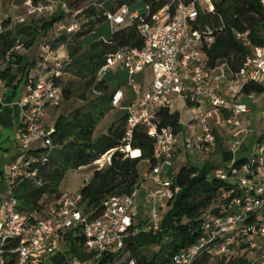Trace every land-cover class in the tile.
Here are the masks:
<instances>
[{
	"label": "built area",
	"instance_id": "obj_1",
	"mask_svg": "<svg viewBox=\"0 0 264 264\" xmlns=\"http://www.w3.org/2000/svg\"><path fill=\"white\" fill-rule=\"evenodd\" d=\"M119 2L123 4L116 8ZM139 2H143L144 7L132 10ZM218 2L219 0H25L26 13L14 19L9 18L8 27L0 19V33L14 28L16 23L25 24L54 15H63L53 26L70 37L79 32L94 33L95 28L103 22H109L114 32L128 25L136 26L144 41L143 46L106 54V62L98 73V79L102 80L119 68L129 75L128 85L135 90L136 99L127 110L126 139L132 138L133 131L138 126L145 127L155 139V163L144 179L155 184V188L148 193L147 202L156 204L158 200L170 201L175 198L171 172L179 145V133L172 127L158 128L157 112L161 108H171L178 99L194 100L196 105L204 99L213 111L230 112L227 120L229 125L239 128L240 117L249 113L250 107L237 102L236 98L243 92L247 82L264 79L263 45L253 49L240 71L226 83L227 97L207 91L212 72L221 69V66L218 65L214 70L205 68L200 47L204 40H213L214 30L210 26L202 28L201 15L215 13ZM261 2L264 6V0ZM245 36L246 34L237 35L238 38ZM99 41L110 43V39L105 37H101ZM21 48V45H17L13 51ZM64 50L66 59L59 61L56 58L48 77L31 79L20 102L25 110L20 137L22 153L19 160L11 165L10 196L3 203L0 264H43L48 256L60 251V232H74L77 229L85 237L84 246L95 252V256L89 262L70 257L65 264H94L103 255L122 252L126 246V238L135 226L137 213L134 211V204L142 181L132 194L109 198L105 202L103 213L94 220L89 218L84 206L80 204L79 190L72 194L65 193L48 204L44 216L36 221L20 210V201L13 195V186L21 180L32 179L39 186L44 183L39 175L38 164L46 161L54 148L50 133L44 126V117L48 107H57L64 100L63 88L57 83V79L64 75V68L71 63L67 45H64ZM47 61L49 59L45 57L43 62ZM147 67L152 69V82L147 90L142 91L131 78ZM221 77L218 75L215 80L218 81ZM123 97L122 89H117L112 96V106L118 107ZM213 111L196 112L194 118V123L203 125V131L189 144L200 151L214 149L218 145L217 132L206 124ZM129 147L122 150L129 152ZM138 151L140 156L141 151ZM130 154L131 157H138L132 156V152ZM107 161L108 164L111 162V156ZM254 164L257 165L256 171L262 175L254 174ZM104 167L105 165L102 166ZM263 169L264 142L257 144L250 162L240 166L231 164L228 170H215L217 177L246 189L247 197H234L228 205L222 206L226 213L208 220L204 226V234L197 244L177 254L172 264H194L202 255L225 253L237 241L251 243L264 238ZM252 214H256L257 219L250 220ZM160 223L159 213L153 212L147 223V231H159ZM113 264L121 262L115 259ZM127 264L137 262L132 259Z\"/></svg>",
	"mask_w": 264,
	"mask_h": 264
},
{
	"label": "trees",
	"instance_id": "obj_2",
	"mask_svg": "<svg viewBox=\"0 0 264 264\" xmlns=\"http://www.w3.org/2000/svg\"><path fill=\"white\" fill-rule=\"evenodd\" d=\"M122 4L123 2H119L116 8ZM62 17L63 15H54L50 21H44L42 24L33 20L20 30L11 28L0 33V63L7 62L0 73V79L13 85L29 65L23 64V56L13 50L17 45L30 49L40 34L48 32ZM9 23V18L4 20L5 27H8ZM201 25L202 28L210 26L214 30L213 40H204L200 47L207 70H214L224 61L233 76H236L253 49L264 45V6L261 0H219L215 13L201 15ZM87 33L79 32L73 37L63 35L55 46L56 49L60 45L68 46L71 63L64 68V74L69 73L77 77L66 82L63 81V76L57 79V83L63 88L64 100L73 99L77 95V88L81 87L79 96L84 104L70 114H58L54 127L49 132L53 140V151L46 161L38 164L43 185L39 186L34 180L25 179L13 186V195L20 201V210L34 221L44 216L47 206L45 200L52 197L57 199L63 195L60 185L71 170L91 166L112 152L111 162L104 168H96L90 180L79 189L80 204L84 206L89 218L94 220L103 213L105 202L109 198L130 195L137 188L142 179L139 172L142 162L147 161L151 166L155 163V139L145 127H136L132 138L126 139L127 114L110 125L107 133L98 141H94L98 125L113 107L114 92L128 84L129 80L127 71L122 68L109 73L102 80L98 79V73L106 62L105 55L124 48H141L144 44L142 37L135 25H128L115 31L110 43L92 42L88 52L82 53ZM238 34L246 36L238 38ZM80 36H83L81 41ZM14 66L17 71L12 74ZM243 93L264 94V84L259 80L249 81L244 85ZM187 103L190 107L196 105L194 100H187ZM180 122V113L173 112L170 107L161 108L157 112L156 124L159 129L172 127L179 133ZM262 142L264 133L257 139L258 144ZM127 146L140 150L141 155L131 157L129 152L122 150ZM251 156H241L233 164L240 166L248 163ZM230 166L220 168L228 170ZM256 168L257 165L254 164V174L262 175ZM215 170L207 172L192 165H185L178 170L174 179L172 178L175 198L169 201L171 208L165 214L161 231L163 236L158 234L162 248L154 256L145 253L138 241L131 239L122 252L117 255H103L94 264H113L115 259L121 264H127L132 259L137 264H172L177 254L197 244L204 234V226L208 220L226 213L222 206L228 205L234 197H247L246 189L240 188L237 183L217 177ZM255 219L256 214H252L250 220ZM133 229L134 227L132 231ZM75 233L76 245L84 247L85 237L81 230L77 229ZM158 235L152 234L155 237ZM249 245L250 242L237 241L225 253L202 255L194 264H263L262 261L250 257L253 249Z\"/></svg>",
	"mask_w": 264,
	"mask_h": 264
},
{
	"label": "crops",
	"instance_id": "obj_3",
	"mask_svg": "<svg viewBox=\"0 0 264 264\" xmlns=\"http://www.w3.org/2000/svg\"><path fill=\"white\" fill-rule=\"evenodd\" d=\"M15 1L16 0H3V7L0 8V19L1 16L6 17V19L10 17L11 19H14L18 16H21L20 14H17V10L19 9V7L15 3ZM24 2L25 0H23L22 9L24 10V13L22 15H24L27 10L24 5ZM9 6L14 10V15L10 13V11H8ZM3 10H5L6 15H2L4 14V12L2 13ZM29 23L30 22H27V24ZM16 26H14L13 29H16ZM16 53H19L23 56V64L29 65L25 70L24 74H20L13 85L8 84L7 80L0 79V223L3 218V203L10 196L9 179L11 174V165L13 162L19 160L22 153L20 148V137L21 128L23 127L25 121V110L21 107L20 102L26 94L27 85L29 84L30 80L33 78H35V80H38L39 78L48 77V75H50L49 68L54 64L53 61L47 62L46 65L45 63H42V57L45 54V52L43 51L36 52L33 58H31L25 53L24 48L17 50ZM6 65L7 62L0 63V73L3 71ZM218 65L221 66V69H217L212 72L211 80L209 86L207 87V91L217 92L220 95L227 97L225 86L226 83L233 78V73L224 61L220 62ZM16 71L17 67L14 66L12 74L16 73ZM218 75H221L222 77L220 78V80L216 81L215 77ZM20 78H22L21 81H18L20 80ZM261 82L264 84V79H262ZM19 87H21V91L20 95H17ZM180 101H183L182 106H185L184 108L186 109V112L189 115L188 118H185L179 112V109L176 111L180 113L182 124L181 131L179 132V145L174 155L173 168L171 172L173 175V179L181 167L185 165H191V155L189 154V151L195 150L194 154L192 155L195 165L192 166L197 167L201 171L207 172L211 170L214 171L215 169L220 167L231 165L239 157L251 156L255 152V149L258 144L257 139L264 133V131L260 132L257 135L253 129H249V120L250 122L253 121L256 126H259L258 123L259 120H261L260 127L264 130V94L246 95L242 92L238 95L236 101L245 103L250 107V112L247 114H243L240 117L241 127L239 128H235L229 125L227 120L230 116V112H228L227 110L213 111L211 105L204 99L200 100L195 107H190L187 101L184 99L175 100L174 103ZM199 111H213L212 117L207 120L206 124L211 126L217 132L218 135L217 147L202 152H197L200 150L192 147L189 144L191 141L196 139L197 136L202 134L203 131V125L194 123L196 112ZM53 115L54 111L50 110L46 112L44 117V126L46 129V120H48V118L50 117H53ZM189 124H192L191 127H189ZM250 136L254 137L255 139V141L252 143V146L246 144ZM191 148L194 150H191ZM128 151L130 154L131 151L129 149ZM111 155L112 152L107 154L106 156ZM144 162L148 163L147 161ZM149 166L151 168L150 164ZM147 173L143 175V178ZM92 174L93 172L91 173L89 179L85 180L84 183L90 180ZM84 183L81 185V187L84 185ZM81 187H79L74 192L78 191ZM141 188V190L139 189L134 204V211L137 213V216L135 218V226L133 231L127 236V241L133 237L132 233H134V230L137 227L136 220L137 217L140 215V210H143L142 221L145 220V224L148 223L153 212L156 211L159 213L161 217L160 230L157 232H151V234L153 235H158L163 230L165 214L167 213L166 211L169 209L170 206L169 201L158 200L156 204H150L147 202V196L149 191L155 188L154 182L150 180H144L142 182ZM74 233L75 231L60 232V251L52 256H48L45 260V263L43 264H65L67 259L70 257H77L82 262H89L90 260H92L95 256V252L87 249L85 246L81 248L78 247L75 243L76 233Z\"/></svg>",
	"mask_w": 264,
	"mask_h": 264
},
{
	"label": "rangeland",
	"instance_id": "obj_4",
	"mask_svg": "<svg viewBox=\"0 0 264 264\" xmlns=\"http://www.w3.org/2000/svg\"><path fill=\"white\" fill-rule=\"evenodd\" d=\"M10 3V2H9ZM15 3L18 5L19 9L17 10V14L22 15L24 13L23 8V0H16ZM3 7V0H0V8ZM144 7L143 2H139L136 6L132 7V10H139ZM10 13H14V10L8 7ZM2 15H6L5 10L2 11ZM14 15V14H13ZM11 18V17H10ZM6 17L1 16V20H5ZM44 21H50V18H43L39 20H35L34 22L42 24ZM17 25V26H16ZM27 25L25 24H15V30H20L21 27ZM114 33L112 26L109 22H103V24L99 25L97 28H95L94 33H87L84 39V46L82 49V53L88 52L89 46L92 42H98L101 37H105L107 39H110L112 34ZM65 35L64 32H59L57 29L53 26L51 29L48 30L46 33H41L40 36L36 39L35 44L32 46L30 49H25V53L30 56L31 58L34 57V54L38 51H43L45 52L44 58L47 57L49 61H64L66 59V52L64 50V45H60L59 48H55L57 46V40ZM81 37V38H80ZM79 39L81 41L83 36H80ZM23 48V47H22ZM23 51V50H22ZM43 58V59H44ZM42 61V60H41ZM47 61V62H49ZM40 62V61H39ZM46 62V63H47ZM44 64L45 62L42 61ZM45 63V65H46ZM54 65L50 66L49 71L52 70ZM70 78H76L73 77L71 74L66 73L63 75V81L66 82ZM132 82L136 83L139 88L142 91H145L149 88L151 82H152V69L150 67H147L143 72L136 73L132 76ZM129 83V80H128ZM124 97L118 107H112L110 111L106 114L104 119L100 122L98 125L95 134H94V141H98L104 134H106L108 127L112 125L113 123L119 121L125 114H127L128 108L131 106V104L134 102L136 99V92L135 90L128 84L123 85L121 87ZM21 87L18 88V94L20 95ZM81 87L77 88V95L73 97L71 100H63L62 103L55 107V106H50L48 107L47 111H54L53 117L48 118L46 120V127L49 132L52 131L54 127V120L56 116L60 113L62 114H70L73 110L76 108L82 106L84 104V101L80 98L79 94L81 93ZM182 102H176L171 106L172 111L176 112L179 109V112L182 114L183 117L188 118V113L186 112V109L182 106ZM185 102V101H184ZM184 108V109H183ZM252 113V112H251ZM45 120V119H44ZM248 124V123H247ZM259 126H256L253 121L250 122L249 120V129H253L256 134L258 135L260 132L264 131L261 129V120H259L258 123ZM255 141L254 137H249L246 144L251 145ZM191 150H194L191 148ZM195 151V150H194ZM194 151H189V154L191 155V165H195V162L192 158V155L194 154ZM197 152H202V151H197ZM202 154V153H198ZM107 155V154H106ZM104 155L100 160L96 161L93 165L87 166V167H82L78 170H71L67 173L65 178L63 179L61 185H60V191L62 194L68 193L72 194L74 193L75 190H77L81 185L84 183L85 180L89 179L91 173L96 169V168H102L103 165L107 166L108 165V157ZM150 171V166L148 163L142 162L139 165V172L141 174V181L145 180L143 178V175L147 172ZM142 181V182H143ZM141 188V187H140ZM139 188V189H140ZM142 189V188H141ZM140 189V190H141ZM64 191V192H63ZM72 192V193H71ZM56 198L52 197L47 200H45L46 204H50L55 201ZM171 208V205L169 206V209ZM168 209V210H169ZM167 210V211H168ZM166 211V212H167ZM142 213L143 210H140V215L137 217V227L134 230L133 237L130 238L138 241L139 245L141 246L142 250L149 254L150 256H154L155 253L159 252L162 248V244L159 242L161 239L159 238L163 236V234L160 232L158 237L152 236L151 232L147 231L146 227L147 224H145V220L142 221ZM127 241V240H126ZM129 241V240H128ZM127 241V242H128ZM126 242V243H127ZM250 248L253 249L252 253L250 254L251 258H255L259 261H262L264 264V238H258L254 240L253 242L250 243Z\"/></svg>",
	"mask_w": 264,
	"mask_h": 264
},
{
	"label": "bare ground",
	"instance_id": "obj_5",
	"mask_svg": "<svg viewBox=\"0 0 264 264\" xmlns=\"http://www.w3.org/2000/svg\"><path fill=\"white\" fill-rule=\"evenodd\" d=\"M132 152L133 156H138L139 155V151L138 150H133V149H129Z\"/></svg>",
	"mask_w": 264,
	"mask_h": 264
},
{
	"label": "water",
	"instance_id": "obj_6",
	"mask_svg": "<svg viewBox=\"0 0 264 264\" xmlns=\"http://www.w3.org/2000/svg\"><path fill=\"white\" fill-rule=\"evenodd\" d=\"M128 149H130V147Z\"/></svg>",
	"mask_w": 264,
	"mask_h": 264
}]
</instances>
